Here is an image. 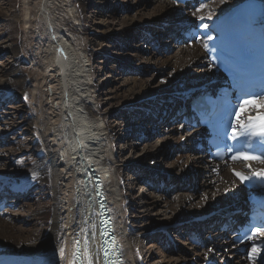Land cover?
<instances>
[{"label": "bare ground", "instance_id": "6f19581e", "mask_svg": "<svg viewBox=\"0 0 264 264\" xmlns=\"http://www.w3.org/2000/svg\"><path fill=\"white\" fill-rule=\"evenodd\" d=\"M107 1L0 0V23L4 25L0 34L6 33L0 41V54H11L7 63L0 62V94L29 98L32 113L22 124L33 134L31 149L36 152L35 158L25 162L20 157L25 153L15 150V137L10 139L12 147L6 154L9 157L2 156L8 148L0 150V204H7L4 210L0 208V257L23 258L32 264H74L77 241L84 243L89 238L92 264H102L97 248L100 236L96 178H100L115 221L123 264L149 262L143 259L144 251L139 247L143 235L152 239L144 247L149 259L162 253L152 264H245L244 258L235 253L236 245L213 223L221 220L226 210L242 206L248 192L223 164L207 162L204 155L195 152L196 131L174 138V133L185 129L176 116L185 104L182 93L211 87L222 75L209 66L198 42L181 45L174 31L199 23L202 34L208 33V38H202L206 41L229 10L247 0H212L197 8L199 11L172 0H154L152 13H160L161 21L155 18L151 21L155 24L146 30L148 36L138 32L132 40L120 38L117 31L111 30L113 12H126L132 7L136 20L128 15H123V20L135 25L146 13V2L133 0L132 6L112 7L105 14ZM93 3L98 10L93 19H88L87 8ZM201 16L205 19L200 20ZM167 20L170 22L164 25ZM148 23H140L141 30ZM130 41L135 47L143 43L152 47L124 53L134 62L129 70L132 80L119 83L112 74L116 69L124 70L122 65L128 60L119 56L120 61L115 59L107 66L109 45L114 43L115 57L132 49ZM168 49L172 53L165 55ZM107 67V78L97 79V73ZM147 71L150 77L142 78ZM163 75L167 76L164 90L154 87L157 77ZM122 85L129 86L127 91L136 97L134 101H124L128 93H119ZM260 111L251 108L244 115ZM115 112L119 119L109 120ZM166 117H174L171 128L157 124ZM128 120L138 121L134 132L142 135L141 140H149L147 134L155 131L162 133L160 140L146 143L145 149L152 159H158L157 164L164 162L162 158L168 154L172 158L168 165L173 168L171 172L147 170L121 157L125 144L130 143L132 148L131 140H136L127 137L125 144L115 145V140L123 137L121 129L129 125ZM167 139H173V145ZM129 164V169L138 174L137 180L153 192L131 196L123 183ZM244 167L264 170L261 163H246ZM27 192L33 194L32 201L27 199ZM45 197L52 198L51 202L46 203ZM15 203L26 206L30 221L41 226L18 225V218L11 212ZM156 208V212L163 210L174 221L157 223L149 214ZM149 222L151 225L145 226ZM192 233L205 247L191 240ZM171 235L178 236L180 243ZM157 243L175 257H163L162 250L155 251Z\"/></svg>", "mask_w": 264, "mask_h": 264}, {"label": "rangeland", "instance_id": "374dc122", "mask_svg": "<svg viewBox=\"0 0 264 264\" xmlns=\"http://www.w3.org/2000/svg\"><path fill=\"white\" fill-rule=\"evenodd\" d=\"M130 1L132 2L133 0H108L107 1L108 3L104 7L102 6L103 12L105 14H108L109 11H111L110 9H112V7L114 9V7H116V8L119 7V5L123 9L125 6L126 7L132 6V3ZM135 1L136 2L142 1L144 3L146 2L145 4L147 6V10H146V13L144 14V17L142 18L141 21L137 22L135 25L126 24L125 21L123 20V17H125L126 15H128L130 17L135 16L134 20H136V18L138 16L136 14H134L135 10L132 9V7L128 8V10L126 12H125V10L121 11V9L117 10V12H115L116 10L113 12V17L111 18V21H112L111 26L112 25L113 26H112L111 30L117 31L120 34L119 35L120 38L126 37L128 40H132L133 37H136L138 32H142L146 36H148V34L146 33V30L150 26L155 24L154 22H151V21L154 20L155 18H159L158 20L161 21L160 18L162 16H160V13L159 14L152 13L151 7L154 3V0H135ZM94 5L95 4L93 3L90 5L89 8H87L86 16L88 19H93V16L95 14V10H98L96 8H93ZM123 15H125V16H123ZM146 21L149 22L148 25L149 24H151V25H149V26L147 25L148 27L146 26L144 28V30H141L142 26L140 25V23H143ZM169 22L170 21L167 20L166 23H164V25H167ZM137 24H139V25H137ZM178 28H176L174 31L175 36L177 34ZM3 29H4V25L2 23H0V32H2ZM3 36H6L5 32L3 35L0 34V41H2L1 39ZM160 37L161 36H159V40H161ZM128 43H130L131 47L130 46L129 47L132 49L118 53V55H116L115 57H114V54L116 53V51H115L116 48L112 47L114 45V43H112V46L109 45L110 55L107 56L109 58L107 66L112 65L113 64L112 61L115 59H118L119 61H120V59L128 60L127 63H125V64H123V62L121 61L123 64L122 67L124 68V70L119 71V69H116V72L114 74H112L113 78H115V81L119 82V83L126 81V79L132 80V78H131L132 73L129 70H131L130 68L132 67V64L134 62L130 60V56H128L124 53H128V52L133 53V50L137 47H139L141 49L142 48L145 49L147 47H152V45H149V44L144 45V43L141 45H137V47H135L136 45L134 44V41H132V42L130 41ZM159 47L161 48L162 45ZM165 53H166L165 55L172 53V49H170V50L168 49ZM119 56L121 57L120 59H119ZM10 57H11V54L8 52L0 54V62L7 63L9 60H11ZM93 63H94V66H95V64L97 65L95 60H93ZM23 66L26 67L28 65L25 64ZM109 71H110V68L107 67L101 73H97L98 74L97 79L107 78V73ZM150 74H151V72L147 71V72H145V74H143L142 78L146 79V78L150 77ZM166 80H167L166 75L157 77V79L155 80V86L154 87L161 88L163 90L166 89V87H164ZM128 89H129V86L122 85V89L119 91V93H121V91H123L125 94L128 93L127 96L124 97V101H126V102L131 101V100L134 101L136 99V97L131 96L130 95L131 93L129 91H127ZM25 97H26V95L16 94V95H13L11 98H8V97L2 96L0 94V150H4V149L8 148L7 152H4L2 154V156L9 157L10 154H8V155H6V154L9 153L8 150L12 147L10 139L15 137L18 139V140L14 141L15 143H18V146H15V148H16L15 150H17L18 152L19 151L24 152L25 154H22L20 157H24L23 158L24 161L28 162L31 158L36 157V152H35V150L31 149L34 145L33 134L31 133L30 130L26 131V128L22 124L32 113V104H31L29 98L27 97V99H25ZM125 99H127V100H125ZM116 102H117L116 105L119 106L118 101H116ZM169 118L170 117H166L162 120H158L157 124H160V125L163 124V125H166L167 128H171L172 127L171 124L172 123H173V125L175 124L172 121L174 119V117H172L173 118L171 120L172 123L171 122L167 123L168 120L171 119V118L170 119ZM113 119L114 120L119 119L116 112L109 116V120H113ZM135 119L138 120L139 118H135ZM136 120L135 121L128 120L129 125H131L130 128H127L129 126L128 124L127 125L124 124L122 126V129H121V133H122L123 137L117 138V140H115V145L120 147V144L122 145V144L126 143L125 140L128 139L127 137L136 138V140H131V142H133L132 148L130 147V143L125 144V146L123 147L124 151L122 152L121 157L123 156L124 159L127 160V162H129V163L133 162L135 165H139V166L144 165V168L147 170L160 168L159 170L161 172H162V169H163V171H165V169H167L169 172H171V170H173V168H171L168 165L170 164L169 162L172 160V158L169 157L168 154H166L162 158V160H164V162H162L161 164H157L156 162L158 161V159H155V160L152 159L148 153L150 151H146V149H145L146 143H148V142L153 143L154 141L160 140L162 137V135H161L162 133L160 134V133L155 131L154 133L147 134V136L149 138L151 137L149 140H147V141L141 140L140 138L142 135H139L137 132H134L135 129L137 128V125L135 123L138 122ZM12 122H15L13 124V126H12ZM176 123H178V121ZM112 124H114V123H112ZM133 124H135V125L133 126ZM124 127H126L127 129ZM118 131H119V128H117V132ZM184 135H185V133H183V131H181L180 133H174V138H178L180 136L184 137ZM172 141H173V139H167V142L169 143L170 146L173 145L171 143ZM138 142H141V143H138ZM167 151H168V149H167ZM11 166L12 165H10L9 167H11ZM129 166H131V165L129 164L128 168H126V170L124 172V179L125 180H123V183H125V186H127V190H129L128 192L131 194V196L138 197V195L141 194L140 197H143L146 194H148V192H150V191L153 192L152 188H150L149 186H146L142 181L137 180L138 174H135V172H133V170L131 168L129 169ZM128 183H129V185H127ZM141 185H143V186H141ZM143 188H145V190ZM181 188H183V187H181ZM185 189H186V191H188L187 188H185ZM186 193H188V192H186ZM12 197H13V195L10 196V198H12ZM26 197H27V199H29V201L33 200V194L31 192H27ZM45 198L46 199H44V200L46 203H50L52 200V198H50V197H45ZM158 208L149 212L150 217L156 219L157 223L174 221V218H168V216H166L164 214L163 210L156 212L158 210ZM11 212H13L14 216L18 218V220H19L18 225L22 224L26 228L27 227L30 228L32 226L33 223L30 221L31 217L29 215V211L27 210L26 206H22L19 203H15V206H14V208L11 209ZM156 213H158V214H156ZM171 219H173V220H171ZM34 224L36 227L41 226V224H38L37 222H34ZM149 225H151L150 222L147 223L145 226H149ZM172 236H173V240L175 242L180 243L178 236L171 235V237ZM151 240H152L151 238H147L145 235H143L141 237V241L139 243L140 244L139 245L140 250L144 251L143 259L146 258V260H147L146 263L148 261L150 262V263L148 262L147 264H152V261H155L157 258L160 259V257H158V256H160V254H162V253L157 254L154 257H152L151 259L148 258L147 252L145 251L146 249H144V247L146 246V244L150 243ZM156 246H157V248H155V251H157L159 249L162 250L163 255H164L163 257H166V255H168L169 257H175V256H173V254H169L167 251H165L164 248H161L160 244L157 243Z\"/></svg>", "mask_w": 264, "mask_h": 264}, {"label": "snow or ice", "instance_id": "6c2138e0", "mask_svg": "<svg viewBox=\"0 0 264 264\" xmlns=\"http://www.w3.org/2000/svg\"><path fill=\"white\" fill-rule=\"evenodd\" d=\"M201 7H204V5H202ZM200 9H197V11H199ZM200 20L205 19L203 16L199 17ZM209 19H211V17L209 16ZM203 27L207 28L208 25L204 24ZM211 38V37H210ZM205 47H207V45H205ZM25 99H27V97H25ZM251 108H258L261 109L260 114L258 116L252 117L249 116V120H258L260 123L259 125H252V131H251V135L254 137H260L262 138V143H264V100H258L256 98L250 99V100H245L243 102V104L241 105V109L240 112L237 113V119H240V116L245 112V111H250ZM233 133H236V129L233 128ZM237 137L236 135H232L231 139L235 140ZM229 151H231V149H229ZM231 159L233 161L236 160H244V161H251V160H256L259 161L261 164H264V158L260 157V156H255V155H248V154H244V153H237L236 155H233L231 157ZM249 167H251V165H249ZM253 175L264 178V170H252ZM235 175L237 177H239V179L244 182V181H248L250 179L249 176L244 175L243 173L236 171ZM257 232H259L260 230L257 229ZM77 243H79V241H77ZM209 251H213L212 249H209ZM260 251V249L254 247L252 249V252H258ZM61 252H63V249H61Z\"/></svg>", "mask_w": 264, "mask_h": 264}]
</instances>
